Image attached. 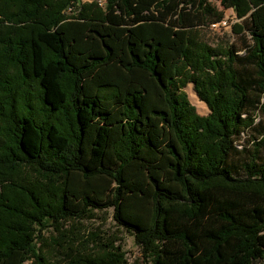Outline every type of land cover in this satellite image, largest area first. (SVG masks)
I'll return each instance as SVG.
<instances>
[{
	"label": "trees",
	"instance_id": "trees-1",
	"mask_svg": "<svg viewBox=\"0 0 264 264\" xmlns=\"http://www.w3.org/2000/svg\"><path fill=\"white\" fill-rule=\"evenodd\" d=\"M80 1L0 0V264H264V0H216L240 46L207 0ZM106 208L140 260L63 227Z\"/></svg>",
	"mask_w": 264,
	"mask_h": 264
},
{
	"label": "rangeland",
	"instance_id": "rangeland-1",
	"mask_svg": "<svg viewBox=\"0 0 264 264\" xmlns=\"http://www.w3.org/2000/svg\"><path fill=\"white\" fill-rule=\"evenodd\" d=\"M97 3L98 6L104 7V0H81L80 3H71L68 8L65 9L64 13L66 16L76 14L79 10L80 5L85 3ZM211 6L215 7L219 11H223V18L221 21H226L227 26L212 28L214 23L207 24L205 27L199 29L198 34L201 39L210 45H216L218 43H232L240 46L239 36L232 34L231 29L235 23H239L236 19L234 12L231 9H224L220 6L219 2L216 0H207ZM78 6V7H77ZM245 34V29L243 32ZM185 92L187 94L188 100L191 105L194 106L196 112L205 116L208 114V108L206 104L201 101L194 89L192 84H188L185 87ZM259 137L258 133L252 131L249 137L241 139V143L237 144V148L241 149L246 147L248 152L245 155H250L252 152L253 142ZM264 155V152H263ZM239 158V157H236ZM65 230L72 231L78 236L79 240L86 241L89 240V245L91 244H111L113 246H119L124 252L125 259L132 263L136 260H140L141 253L139 247L135 244L133 236L127 233L122 227H120L113 218V210L106 208L103 210L95 211L92 216L86 217L77 221H66L63 224ZM92 237L91 239L89 237ZM94 243H93V242ZM91 242V243H90ZM24 264H31V262H26Z\"/></svg>",
	"mask_w": 264,
	"mask_h": 264
},
{
	"label": "built area",
	"instance_id": "built-area-1",
	"mask_svg": "<svg viewBox=\"0 0 264 264\" xmlns=\"http://www.w3.org/2000/svg\"><path fill=\"white\" fill-rule=\"evenodd\" d=\"M220 26H222V27L227 26V22L223 20V21H220V22L214 23V24L212 25V28H218V27H220Z\"/></svg>",
	"mask_w": 264,
	"mask_h": 264
}]
</instances>
